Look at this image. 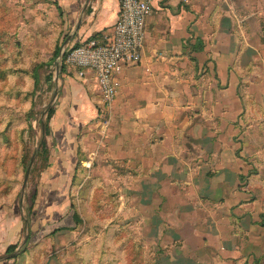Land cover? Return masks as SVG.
<instances>
[{
  "label": "rangeland",
  "instance_id": "rangeland-1",
  "mask_svg": "<svg viewBox=\"0 0 264 264\" xmlns=\"http://www.w3.org/2000/svg\"><path fill=\"white\" fill-rule=\"evenodd\" d=\"M208 1L216 13L235 16L231 30L236 34L239 112L227 131L248 167L237 190L248 201L259 200L264 225V0ZM56 10L52 0H0V216L22 211L28 223L46 217L42 241L15 250V264L221 261L212 257L216 254L206 245L209 256L193 254L196 263L185 255L188 246L183 244V239L193 235V227L197 239L220 245L218 237L214 238L218 228L205 217H212L219 207L212 200L216 193L206 177L214 168L208 172L198 167L193 185L181 188L183 199L174 197L164 218L155 213L159 203L154 205L149 197L122 196L126 193L123 188L132 185L125 176L134 170L108 152L106 136L112 128L114 108L102 111L96 86L91 90L98 115L78 135L82 156L63 200L66 205L54 210L52 203L41 200L47 171L44 145L55 140L53 130L50 132L56 121L53 113L64 102V85L73 77L62 70L63 64L59 69L58 57L53 60L56 48L64 46ZM219 24L228 28L226 20L216 26ZM192 153L196 162L197 150ZM83 161H91L92 166L86 167ZM36 205L39 215L33 210ZM54 211H60L58 217H51ZM222 262L215 264H225Z\"/></svg>",
  "mask_w": 264,
  "mask_h": 264
},
{
  "label": "crops",
  "instance_id": "crops-1",
  "mask_svg": "<svg viewBox=\"0 0 264 264\" xmlns=\"http://www.w3.org/2000/svg\"><path fill=\"white\" fill-rule=\"evenodd\" d=\"M151 2L142 59L121 69L120 90L111 112L112 130L106 136L109 154L134 170L125 176L132 185L123 188L126 193L122 196L149 197L154 205L159 203L155 213L164 218L172 209L171 200L183 199L181 188L193 185L200 168L209 172L213 167L214 173L206 177L216 193L212 200L219 206L218 215L214 212L205 217L218 228L214 238L218 237L220 245L216 247L206 238L200 241L190 227L193 235L183 239L188 246L184 254L190 258L193 254L209 256L208 245L216 254L212 257L221 260L212 264H264L261 203L258 199L248 201L247 195L237 190L248 167L227 131L239 112L236 34L231 30L235 16L216 13L208 0ZM52 3L59 13L65 48L111 34L119 19L120 0ZM223 20L228 28L216 26ZM201 72L206 75L199 76ZM95 86L100 92L91 71L86 77H69L64 85L66 98L53 113L57 122L50 132L53 130L55 140L46 144L47 171L40 197L52 203L54 210L66 205L63 200L81 161L78 135L83 125L98 115L91 90ZM196 150L195 162L192 151ZM38 208L36 205L33 210L39 215ZM58 213L54 211L51 217ZM44 218L28 223L24 213L16 210L0 216V264H15L18 257L6 256L10 245L24 250L42 241Z\"/></svg>",
  "mask_w": 264,
  "mask_h": 264
},
{
  "label": "built area",
  "instance_id": "built-area-1",
  "mask_svg": "<svg viewBox=\"0 0 264 264\" xmlns=\"http://www.w3.org/2000/svg\"><path fill=\"white\" fill-rule=\"evenodd\" d=\"M151 12V0H120L119 19L111 34L65 48L62 64L77 69L81 77H86L88 71L94 74L102 96L103 112L113 108L123 65L142 59L146 20ZM83 164L88 168L92 166L91 161H83Z\"/></svg>",
  "mask_w": 264,
  "mask_h": 264
},
{
  "label": "trees",
  "instance_id": "trees-1",
  "mask_svg": "<svg viewBox=\"0 0 264 264\" xmlns=\"http://www.w3.org/2000/svg\"><path fill=\"white\" fill-rule=\"evenodd\" d=\"M60 53V47H57L53 56V60L56 59L59 56ZM62 70H68L67 72L71 75H76L78 76V70L71 68V67H67L65 63H63L62 65ZM44 150H46V145H44ZM28 242V240L26 241V243ZM17 245H10L7 249V253H13L16 250Z\"/></svg>",
  "mask_w": 264,
  "mask_h": 264
},
{
  "label": "water",
  "instance_id": "water-1",
  "mask_svg": "<svg viewBox=\"0 0 264 264\" xmlns=\"http://www.w3.org/2000/svg\"><path fill=\"white\" fill-rule=\"evenodd\" d=\"M64 51H65V45L62 46V47L60 48V53H59V56H58L59 69H60L61 64H62V62H63ZM33 159H34V157H33ZM33 159H32V160H33ZM28 175H29V171H28V173H27V176H28ZM26 181H27V177H26ZM16 254H17V252H14V253L10 254L9 256H10V258H11V257H15Z\"/></svg>",
  "mask_w": 264,
  "mask_h": 264
}]
</instances>
